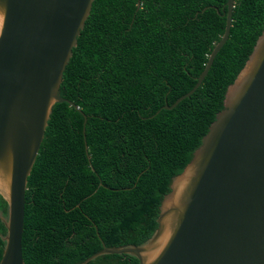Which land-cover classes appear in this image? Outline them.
<instances>
[{"label": "trees", "instance_id": "1", "mask_svg": "<svg viewBox=\"0 0 264 264\" xmlns=\"http://www.w3.org/2000/svg\"><path fill=\"white\" fill-rule=\"evenodd\" d=\"M226 1L94 0L59 89L80 111L53 106L27 179L24 264H82L103 246L152 237L172 179L263 30L264 0H235L229 37L201 85L164 110L196 84L224 32ZM5 233L0 220V259ZM86 264L139 263L121 254Z\"/></svg>", "mask_w": 264, "mask_h": 264}, {"label": "water", "instance_id": "2", "mask_svg": "<svg viewBox=\"0 0 264 264\" xmlns=\"http://www.w3.org/2000/svg\"><path fill=\"white\" fill-rule=\"evenodd\" d=\"M234 1H226L224 32L196 84L164 110L201 85L229 37ZM93 2L0 0V197L7 205V216L0 214L6 230L0 264H24L27 179L53 106L80 111L59 89ZM156 223L145 244L103 246L82 264L121 254L139 264H264V26L226 89L223 109L172 179Z\"/></svg>", "mask_w": 264, "mask_h": 264}]
</instances>
